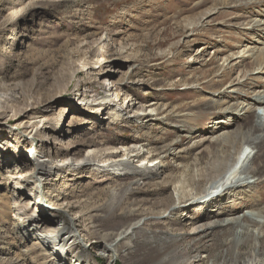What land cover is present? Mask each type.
<instances>
[{"label":"rangeland","instance_id":"obj_1","mask_svg":"<svg viewBox=\"0 0 264 264\" xmlns=\"http://www.w3.org/2000/svg\"><path fill=\"white\" fill-rule=\"evenodd\" d=\"M256 1L0 0V96L6 98L5 111H0V264H52L53 250L43 251L45 244L27 223V218L39 208L38 188L51 196L48 203L53 201L58 205L51 208L42 199V209L50 213L46 218L53 222L48 231L60 226L63 218L78 219L83 206L90 207L85 214L94 218L90 214L94 207L105 208L112 203V192L121 182L115 168L119 162L127 169L134 167L141 172L162 167L164 173L156 181L160 187H144L126 202V207L146 202L144 217L119 218L100 230L101 234L113 232L114 240L129 224L142 220V226L145 221L154 220L156 216L151 209L155 204L172 200L179 207L181 198L194 196L187 175L190 172L191 178L199 180L197 169L193 173L190 166L195 158H206L210 148L209 142L199 145L200 141L206 137L218 138L220 134L212 138L207 133L219 127L220 122L231 119L215 113L218 108L210 109L205 104L217 105L222 99L220 94L237 92L234 81L246 71L245 66L264 56V0ZM108 33L115 43L104 50L107 52L104 55L93 46L101 38L106 39ZM243 60L245 66L239 70ZM258 63L248 76V83L264 91V65ZM224 72L231 77L220 88ZM105 79L109 83L123 80L128 89L121 92L120 102L115 95H108V108L102 104L88 108L89 103L81 101L79 93L88 90L91 95L96 91L102 99L100 89ZM79 82L82 84L77 88ZM232 82L234 88H229ZM16 96L21 100L10 102ZM51 98L50 107L31 123L40 129L46 125L42 116L52 118L47 123L51 134L59 136L64 130L68 137H57L58 140L80 144L75 156L65 151L51 158L48 151L38 155L39 139L35 146L30 139L16 141L13 134L7 133L20 121H27L28 118L14 117L24 103L41 109ZM116 102L124 106L136 104V107L127 114L119 111L121 107L114 108ZM245 102L242 97L231 105ZM257 113L259 123L264 126V109H257ZM183 125L196 128L193 139L187 132H179ZM25 131L20 129L23 134ZM51 143L53 146L54 141ZM194 145L197 146L191 148ZM31 148L34 154L29 158ZM169 149L180 153V157H175ZM246 149L251 152L250 148ZM107 154L111 160L106 163ZM136 154H140L137 159ZM69 155L89 156L93 162L88 166L81 163L79 168L69 167V162L66 167L61 160ZM149 157H153V163H149ZM38 161L54 166L36 187L39 179L33 182L30 176ZM56 166L59 171L54 170ZM170 178V187L164 186V181ZM140 186H144L143 182ZM253 192L259 193L256 195L259 202L252 201L251 194L245 190L236 204L222 198L223 210L234 209L237 217L248 215L263 223L264 215L259 211H264V182L256 185ZM186 203L171 218L166 217L163 209H157L155 213L160 215L161 223L153 229L159 234L172 229L187 236L195 225L209 221L206 209V213L212 214L217 210L216 205L189 207ZM59 207L66 213L59 212ZM175 218L179 223L172 224ZM92 226L91 221H85L78 234L85 237L88 230L93 232ZM150 229L143 226L140 235L149 233ZM94 238L93 234L85 237L82 250L87 253L80 264H108L104 248L96 243L91 246ZM247 248L243 250L248 251ZM174 250L182 264H197L187 260L188 243L181 241ZM80 251L81 248L65 253L66 262L62 264H79ZM119 256L117 264L152 263L151 260L140 263L141 255L128 257L121 252ZM207 256L202 255L200 264H208Z\"/></svg>","mask_w":264,"mask_h":264},{"label":"bare ground","instance_id":"obj_2","mask_svg":"<svg viewBox=\"0 0 264 264\" xmlns=\"http://www.w3.org/2000/svg\"><path fill=\"white\" fill-rule=\"evenodd\" d=\"M262 1L263 0H257L256 3ZM255 22V24H257V21ZM261 23L263 24V22ZM250 25L252 26V24ZM262 27L264 28V24ZM255 30L256 28L254 31ZM113 39V36L109 34L106 39L101 38L97 41L93 47L104 55H107V52L104 53V50L106 49L107 51L108 47L114 45L115 41ZM91 53L92 51L88 54ZM127 53L128 51H126L125 54ZM240 63L239 70L245 66V60ZM257 63L260 64V66L264 65V56L255 62L247 64L245 66L246 71L241 72L242 75L240 76V79L234 81L236 84L234 82L230 83L229 88H232L234 83L237 92L223 95L220 94L222 99L217 105L212 103L205 104V106L207 105L210 109L218 108L217 110L219 111L215 113L220 114V116H225V119H231H226L227 121L220 122L219 127L212 128L207 133L209 135L211 134L210 137L212 136V138H214L215 135L220 134L218 138L211 140V138L208 139L206 137L204 140L200 141L199 145L206 142L210 143V148L206 151V158H203V160L206 159V162L202 163V159L195 158L194 162L191 164L190 171L194 173L197 169L199 180L191 178V173L188 172L186 180L189 186L193 189L194 196L190 198L188 195V197L185 196L181 198L179 207H176V204L172 200L161 201L158 204H155V206H152L154 208L151 209V211L154 213L153 215L156 216L154 220H147L142 226L140 225L142 220L137 223L129 224L127 227L120 230L115 240L113 239V232L101 234L100 230L104 226L112 224L116 219L135 218L138 220L139 218L144 217L145 210L143 209V204L145 205L146 202L140 203L142 204L140 206L132 205L128 207H126V202L129 201L134 194L142 191L144 187H160L161 184H158L156 181L164 173V171H161L162 167H155L153 169L147 168V170H144L145 172H141L134 167L127 169L125 168L126 166L124 167L122 163L119 162L115 168H117V174L119 175L118 177L121 178V182L116 186L117 189H115V193L112 192V203L108 204L105 208L100 207V209H97L94 207L92 213H90L94 214V218L85 214L86 209H89L90 207L87 208L83 206L81 210L84 211L79 212L78 219L73 220V218H63L60 226L46 231L53 222L46 218L50 213L48 212L49 210L44 211V209H42L43 201L48 205L50 204L51 208H57L58 205L53 201L48 203V201L51 200V196L48 193H41L42 189L38 188L37 200H39L37 201L36 206L38 205L39 208L34 215L27 218V223L29 224V227L34 229L33 231L39 235L38 239L45 244L43 251L47 252L48 250H53L54 260L51 263L62 264L63 262H66L64 256L65 253H70L75 249L78 250L81 248L79 256H77L79 260V262H77L80 264L87 253L84 248L82 250V244L84 243L85 237L93 234L95 236L94 239L97 241L95 242L94 240L91 243V246L93 243H96L97 246H102L104 248L108 264H117L120 258L119 253L121 252L127 253L128 257H139V255H141L143 259L140 263L151 260L152 263L150 264H182V261L180 262L179 256L174 250L175 246L181 241H184L189 245L190 254L187 260H192L197 264H200L202 261V255L205 254L208 255V264H264V222H256L248 215L237 217V211L234 209L224 211L225 200L222 199H231L230 202L236 204V200L239 199L240 196L242 197L245 190H247L253 198L252 201L255 202L259 199L256 197L259 193L256 194L253 190H255L256 185L264 182V126L259 123L260 119L257 113V109H264V91L257 90L258 87L256 84L248 83L250 82L248 76L253 72ZM114 73H119V71H115ZM73 74H75V72ZM230 77L231 76L226 73L221 76V81L219 83L220 88L225 83V80H228ZM129 79H132V76H129ZM258 79H260V77ZM81 84L82 83L79 82L77 88H79ZM102 86L103 87L100 89L101 93L104 95L102 99L98 97L99 92L96 91L91 95L88 94L90 93L88 90H83L79 93L81 101L84 100L85 104L89 103L88 108L92 109L91 107L99 106V104L108 108L110 105V100H106L108 95H115L117 101L120 102L121 92L124 88L126 90L128 89L126 85H124L123 80L116 83H109L105 79L102 82ZM78 90L79 89H77V92H79ZM242 97H245L246 104L231 105L233 101L239 100ZM99 99L100 102H98ZM17 100H21V97H13L10 99V102H15ZM52 101V98L46 101L44 107L41 109H38L31 104L24 103L18 111H14V117H17L18 119L20 117H24L25 119L28 118L27 121H20L21 123H19L18 126L11 128V131L7 133L10 135L13 134V136L16 137V141L30 139L35 146H37L36 139H39V146L37 147L40 148L36 149L38 155H44L48 151L51 158L52 155L53 157L55 154L61 155L62 151H65V154L73 152V156H75L79 151L80 144H67V142L58 140V138L62 136L68 137V132L66 133L64 130L61 131L60 134L62 135L59 136H55V133L51 134V128L48 127L47 123H49L50 120L52 121V118L46 117V115L41 117V120L46 123L45 126H41V128L44 126V130H41V128L39 129L36 124L32 125L31 123V120L36 118L42 110L45 111L50 107L49 103ZM5 104L6 98L3 99V96H0V111H5ZM116 105L114 106L115 109L121 107L119 108V111L123 113L126 112L127 114L128 111H132L136 107V104H128V106H124V104L122 105V102L119 104L116 102ZM20 127L23 130H27L25 132L28 136H26V133L23 134L20 132ZM180 128L182 129L179 130V132L185 131L190 134L193 139V136L196 133V128L188 125H183ZM228 130L229 133H224ZM221 133L224 134L221 135ZM69 138L71 137L69 136ZM52 141H54L53 146L51 143ZM195 146L197 145H194L191 148H195ZM246 147L250 148L251 152H248ZM33 149L34 148H31V151ZM171 152L175 157H180L178 155L180 153H176L174 150H170V153ZM32 154H34V151L30 152L28 157L31 158ZM139 156L140 154H136L135 159ZM91 158L92 157L89 156L87 158L84 156L74 158L69 155L62 159L61 162H63L66 167L68 165L67 163L71 162L69 167L79 168L81 167V163H84L85 166L91 165L93 162ZM104 159H107L105 160L107 163L111 160V157L107 154ZM148 159L149 163L154 162L153 157H149ZM51 164L42 163L40 161L35 163V169L30 176V180L36 181L39 179V181H36L37 184L35 182L36 187H39L38 183L43 181L42 178L53 170L52 167L54 166V163ZM54 170L59 171V166H56ZM30 180L26 181L27 186L30 185ZM141 182H143L144 185L142 187L140 186ZM171 182L172 178L165 180L163 184L164 186L170 187ZM203 182L206 184L201 186V183ZM45 186L46 184L42 185L44 188ZM23 189H25V187H23ZM18 191H21V189H16V192ZM16 192L15 194H17ZM19 195H21V193H19ZM184 203L189 204V207H192L193 204H200V206L206 208L211 205H216L217 210L215 214H212V212L206 213L207 209H204L205 215L207 216L206 219H209V221L200 225H195L192 232L187 236H184L181 233L178 234V232L175 233L172 229L169 232L160 234L153 229L156 225L161 223L160 215H156L155 213L157 209H163L166 217L171 218L181 211L182 207L180 206ZM69 207L71 206L69 205ZM58 211L66 213V211L62 210L60 207ZM259 212L261 215H264V211L261 210ZM85 221H91L94 226H92L93 232L88 230L85 237H83L82 234H78V229L85 225ZM174 223L177 224L179 221L175 218L172 224ZM143 226L152 229H150L149 233L141 236L140 234ZM247 247L249 250L244 251L243 249ZM95 248L97 247H93V249ZM82 264H86V262Z\"/></svg>","mask_w":264,"mask_h":264}]
</instances>
